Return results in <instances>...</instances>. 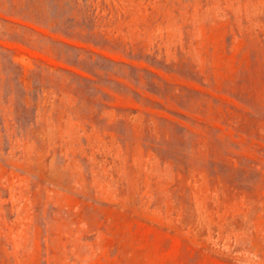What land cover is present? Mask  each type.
Listing matches in <instances>:
<instances>
[{
	"label": "rangeland",
	"instance_id": "1",
	"mask_svg": "<svg viewBox=\"0 0 264 264\" xmlns=\"http://www.w3.org/2000/svg\"><path fill=\"white\" fill-rule=\"evenodd\" d=\"M0 264H264V0H0Z\"/></svg>",
	"mask_w": 264,
	"mask_h": 264
}]
</instances>
